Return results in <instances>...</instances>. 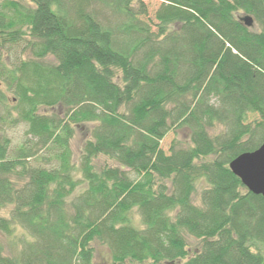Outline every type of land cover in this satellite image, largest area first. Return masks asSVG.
<instances>
[{"label": "trees", "instance_id": "1", "mask_svg": "<svg viewBox=\"0 0 264 264\" xmlns=\"http://www.w3.org/2000/svg\"><path fill=\"white\" fill-rule=\"evenodd\" d=\"M135 1L0 0V123L27 126L0 137V233L25 232L0 264H97L95 241L111 264H264V197L229 166L264 142V0H162L156 30Z\"/></svg>", "mask_w": 264, "mask_h": 264}, {"label": "rangeland", "instance_id": "2", "mask_svg": "<svg viewBox=\"0 0 264 264\" xmlns=\"http://www.w3.org/2000/svg\"><path fill=\"white\" fill-rule=\"evenodd\" d=\"M142 1L144 2L146 6L147 13H140L141 7H140L139 2L137 1L134 2L132 9L136 13L137 18L139 20L149 24L152 30H156V26L154 24L157 23L158 21L156 20L155 15H156L157 10L160 8L162 4V0H142ZM98 9H100V11L98 12L101 13V18L105 20V18L108 17L111 20V24L114 26L121 24L122 22L125 21L123 18H121V16L119 17L118 14L114 13V11L110 8L107 9L103 6H100ZM241 16H245V15L241 13ZM20 52L21 50L17 48V51L12 53L13 54L12 58L14 59L15 56L18 55ZM9 96L11 97V94H9ZM26 130H27L26 124H21V125L13 127L11 126V124H1L0 123V137L1 138L8 137L10 139L13 152L26 137ZM85 133L86 131L84 130H78L74 139L72 140L74 161L76 163H78L80 160L81 151L84 146V142L86 138ZM175 139L179 140L181 144H188L189 131L186 129H181L178 131H171L170 133H168L162 142V147L164 148L165 151L167 152L169 151V148ZM95 164L98 169L104 167L107 164L116 166V164H114L113 161L109 160L108 158L104 156H100L98 159H96ZM131 176L135 178L136 175L132 173ZM205 187H206V181L199 182L198 191L194 195V201L196 203L199 202L201 191ZM2 213L4 214L6 213V211H3ZM134 218L137 222L140 221V216L137 211H135L134 213ZM24 234L25 232L21 228H18L16 230L14 238L6 237L0 233V241L3 244L4 248L6 249V251L15 252V250H18L20 243H21L22 235L24 236ZM25 237H28V236L26 235ZM186 237L190 245L189 247L190 251L193 253L200 246V240L190 235H187ZM93 246L95 248L96 263L97 264H111L110 263L111 262L110 253H109V250L106 248V246H104L98 241H95L93 243Z\"/></svg>", "mask_w": 264, "mask_h": 264}, {"label": "water", "instance_id": "3", "mask_svg": "<svg viewBox=\"0 0 264 264\" xmlns=\"http://www.w3.org/2000/svg\"><path fill=\"white\" fill-rule=\"evenodd\" d=\"M242 20L249 27L253 24V18L249 15ZM229 166L249 191L264 197V142L258 149L237 156Z\"/></svg>", "mask_w": 264, "mask_h": 264}]
</instances>
